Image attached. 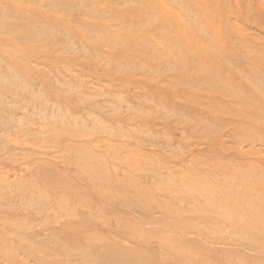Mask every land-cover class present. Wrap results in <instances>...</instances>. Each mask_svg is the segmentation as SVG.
<instances>
[{
    "label": "rangeland",
    "instance_id": "374dc122",
    "mask_svg": "<svg viewBox=\"0 0 264 264\" xmlns=\"http://www.w3.org/2000/svg\"><path fill=\"white\" fill-rule=\"evenodd\" d=\"M0 264H264V0H0Z\"/></svg>",
    "mask_w": 264,
    "mask_h": 264
}]
</instances>
